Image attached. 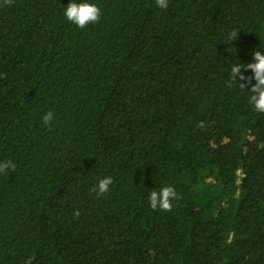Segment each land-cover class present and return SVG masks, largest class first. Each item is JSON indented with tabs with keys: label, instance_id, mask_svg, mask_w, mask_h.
Instances as JSON below:
<instances>
[{
	"label": "trees",
	"instance_id": "obj_1",
	"mask_svg": "<svg viewBox=\"0 0 264 264\" xmlns=\"http://www.w3.org/2000/svg\"><path fill=\"white\" fill-rule=\"evenodd\" d=\"M68 2L0 0V264H264V113L226 83L264 0Z\"/></svg>",
	"mask_w": 264,
	"mask_h": 264
},
{
	"label": "clouds",
	"instance_id": "obj_2",
	"mask_svg": "<svg viewBox=\"0 0 264 264\" xmlns=\"http://www.w3.org/2000/svg\"><path fill=\"white\" fill-rule=\"evenodd\" d=\"M157 7L167 9L169 0H155ZM63 16L67 21L79 28L96 23L101 16V9L94 0H69L63 8ZM240 30H232L228 34V41H236ZM231 49V48H229ZM237 51V50H236ZM229 52V51H228ZM230 53V52H229ZM232 54V53H230ZM236 54V53H235ZM233 55V54H232ZM251 61L229 63L228 80L226 83L229 87H238L242 92L249 93V103L257 113H264V48H259L251 52ZM247 89V90H246ZM54 119V113L47 111L41 117L44 126H50ZM16 164L11 160L0 162V173L8 169H15ZM113 185L112 176L100 178L94 187L97 195L107 194L110 192V186ZM177 198L176 191L173 187L162 186L159 190H151L148 195L149 207L153 210L159 208L162 211L170 210L172 201ZM79 215V212H74ZM30 264V262H29Z\"/></svg>",
	"mask_w": 264,
	"mask_h": 264
}]
</instances>
